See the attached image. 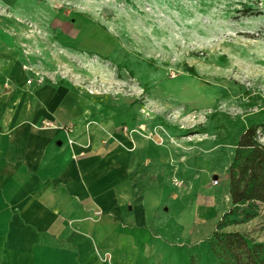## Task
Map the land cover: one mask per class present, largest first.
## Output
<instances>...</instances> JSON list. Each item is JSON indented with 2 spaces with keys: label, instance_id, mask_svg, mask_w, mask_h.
<instances>
[{
  "label": "rangeland",
  "instance_id": "rangeland-1",
  "mask_svg": "<svg viewBox=\"0 0 264 264\" xmlns=\"http://www.w3.org/2000/svg\"><path fill=\"white\" fill-rule=\"evenodd\" d=\"M0 35L27 83L64 87L79 108L163 147L169 175L208 181L209 221L179 248L181 264H228L211 247L219 223L264 245V206L233 207L228 189L240 135L259 126L264 147V0H0Z\"/></svg>",
  "mask_w": 264,
  "mask_h": 264
},
{
  "label": "crops",
  "instance_id": "crops-1",
  "mask_svg": "<svg viewBox=\"0 0 264 264\" xmlns=\"http://www.w3.org/2000/svg\"><path fill=\"white\" fill-rule=\"evenodd\" d=\"M23 66L0 35V264H181L209 221L208 181L169 175L163 147Z\"/></svg>",
  "mask_w": 264,
  "mask_h": 264
},
{
  "label": "trees",
  "instance_id": "trees-1",
  "mask_svg": "<svg viewBox=\"0 0 264 264\" xmlns=\"http://www.w3.org/2000/svg\"><path fill=\"white\" fill-rule=\"evenodd\" d=\"M186 70L197 77L193 68ZM257 129L259 126L249 127L240 135L228 168V189L233 207L247 202L264 206V147L257 143ZM220 226L219 223L212 234L211 247L221 261L224 259L228 264L229 260L230 264H264L263 244L253 243L239 233L218 232ZM201 264H205L204 260Z\"/></svg>",
  "mask_w": 264,
  "mask_h": 264
},
{
  "label": "bare ground",
  "instance_id": "bare-ground-1",
  "mask_svg": "<svg viewBox=\"0 0 264 264\" xmlns=\"http://www.w3.org/2000/svg\"><path fill=\"white\" fill-rule=\"evenodd\" d=\"M7 36V35H6ZM174 78V77H173ZM176 78V77H175ZM188 79V78H187ZM190 79V78H189ZM194 79V78H193ZM180 80H182V79H180ZM195 80V79H194ZM196 81V80H195ZM196 82H198V81H196ZM188 83V82H187ZM188 84H190V83H188ZM162 85H163V83H162ZM194 85V84H193ZM193 85H191V86H193ZM197 85V84H196ZM204 85V84H203ZM160 86V85H159ZM211 86V85H210ZM164 87V86H163ZM179 87H181V86H179ZM198 87V86H197ZM165 88V87H164ZM186 88V87H185ZM184 88V89H185ZM193 88V87H192ZM201 89V88H200ZM202 89H205V88H202ZM202 89H201V91H202ZM168 90V89H167ZM208 90V89H207ZM210 90V89H209ZM181 91V90H180ZM211 91V90H210ZM175 93V92H174ZM204 93V92H203ZM157 94V93H156ZM167 94H169V93H167ZM198 94V93H197ZM205 94V93H204ZM209 94V93H208ZM160 95V94H159ZM207 95V94H206ZM212 95V94H211ZM214 95V94H213ZM175 97V96H174ZM176 97H178V96H176ZM180 97V96H179ZM215 97V96H214ZM211 98V97H210ZM178 99V98H177ZM180 99V98H179ZM202 102V101H201ZM202 104V103H201ZM212 105V104H211ZM188 107H189V105H188ZM194 107V106H193ZM203 160H204V158H203ZM201 162V161H200ZM208 165V164H207ZM207 167V166H206ZM199 168V167H198Z\"/></svg>",
  "mask_w": 264,
  "mask_h": 264
},
{
  "label": "built area",
  "instance_id": "built-area-1",
  "mask_svg": "<svg viewBox=\"0 0 264 264\" xmlns=\"http://www.w3.org/2000/svg\"><path fill=\"white\" fill-rule=\"evenodd\" d=\"M51 126H52L51 124H47L45 127H51ZM217 184H218V181L216 179L213 180L212 185L216 186Z\"/></svg>",
  "mask_w": 264,
  "mask_h": 264
}]
</instances>
